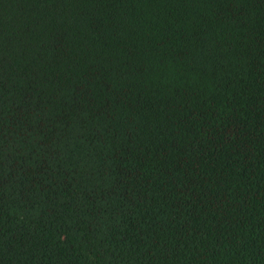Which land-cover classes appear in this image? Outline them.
Here are the masks:
<instances>
[{
	"label": "trees",
	"instance_id": "16d2710c",
	"mask_svg": "<svg viewBox=\"0 0 264 264\" xmlns=\"http://www.w3.org/2000/svg\"><path fill=\"white\" fill-rule=\"evenodd\" d=\"M0 264H264V0H0Z\"/></svg>",
	"mask_w": 264,
	"mask_h": 264
}]
</instances>
